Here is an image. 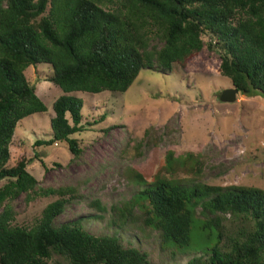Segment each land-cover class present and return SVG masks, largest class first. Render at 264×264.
Here are the masks:
<instances>
[{
    "label": "trees",
    "instance_id": "1",
    "mask_svg": "<svg viewBox=\"0 0 264 264\" xmlns=\"http://www.w3.org/2000/svg\"><path fill=\"white\" fill-rule=\"evenodd\" d=\"M203 49L239 93L264 96V0H0V264H47L56 257L66 264H151L139 243L151 237L171 260L193 249L197 255L186 264H264L262 188L184 185L160 175L149 181L137 172L147 186L111 206L112 234L94 235L82 218L55 225L66 205L82 198L77 185H39L27 169L32 158L25 146L17 157L10 154L20 121L47 111L26 79L29 66H47V80L62 91L52 102L51 136L36 139L32 149L59 144L76 159L82 150L72 136L85 127L74 92L123 93L141 70H184ZM193 158L165 155L168 168L185 174L200 171L201 159ZM50 196L55 200L32 226L14 223L32 200ZM197 204L204 217L199 241L192 225ZM88 206L95 218L108 212L99 200ZM127 231L138 232V246L119 237Z\"/></svg>",
    "mask_w": 264,
    "mask_h": 264
},
{
    "label": "rangeland",
    "instance_id": "2",
    "mask_svg": "<svg viewBox=\"0 0 264 264\" xmlns=\"http://www.w3.org/2000/svg\"><path fill=\"white\" fill-rule=\"evenodd\" d=\"M202 40L206 42L207 37L202 36ZM152 43L161 45L157 40ZM48 74L49 68L43 64L31 65L25 70L26 79L47 111L20 121L10 154L12 158L17 157L20 146H25L24 151L32 158L27 169L39 185H77L82 198L67 204L55 219V225L82 218L80 223L90 234H112L113 230L107 226L111 206L129 200L148 184L135 178L137 172L149 181L160 175L172 182L181 180L184 185L264 189V96L238 93L234 102L219 101L218 94L232 85L220 74L219 61L211 51L203 49L189 60L184 70L177 72L143 69L123 93L74 92L82 103L85 127L72 136L82 150L76 159L59 144L32 149L36 139L46 140L51 136L52 102L62 94L47 80ZM100 116L104 118L99 120ZM86 121L97 123L88 126ZM168 152H172L174 158L192 153L193 159L202 161L200 171L185 174L171 170L165 159ZM55 198L32 200L18 212L14 223L32 226L43 208ZM92 200H99L108 209L103 219L94 217L96 211L88 206ZM17 203L21 210L22 201ZM200 211L201 205L197 204L192 223L197 241L201 239L199 224L204 219ZM226 225L231 227L229 222ZM239 225L237 222L232 227ZM118 235L124 243L130 241L138 246V232ZM139 243L148 253L151 264H186L197 255L191 249L171 260L160 253L153 237ZM47 264L66 263L56 257Z\"/></svg>",
    "mask_w": 264,
    "mask_h": 264
},
{
    "label": "water",
    "instance_id": "3",
    "mask_svg": "<svg viewBox=\"0 0 264 264\" xmlns=\"http://www.w3.org/2000/svg\"><path fill=\"white\" fill-rule=\"evenodd\" d=\"M239 93V90L236 87H230L223 89L219 94H218V99L221 102L225 103H231L236 100V96Z\"/></svg>",
    "mask_w": 264,
    "mask_h": 264
}]
</instances>
